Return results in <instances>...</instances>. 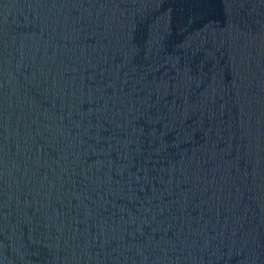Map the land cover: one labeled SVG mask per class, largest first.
I'll return each instance as SVG.
<instances>
[{
	"label": "water",
	"instance_id": "1",
	"mask_svg": "<svg viewBox=\"0 0 264 264\" xmlns=\"http://www.w3.org/2000/svg\"><path fill=\"white\" fill-rule=\"evenodd\" d=\"M0 264H264V0H0Z\"/></svg>",
	"mask_w": 264,
	"mask_h": 264
}]
</instances>
